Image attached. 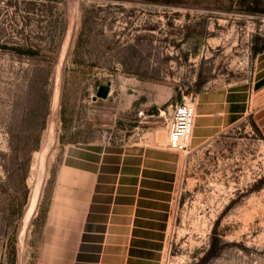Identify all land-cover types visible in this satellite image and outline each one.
Wrapping results in <instances>:
<instances>
[{"label": "rangeland", "instance_id": "374dc122", "mask_svg": "<svg viewBox=\"0 0 264 264\" xmlns=\"http://www.w3.org/2000/svg\"><path fill=\"white\" fill-rule=\"evenodd\" d=\"M216 90L239 121L178 153L162 264H264V0H0L4 263L33 255L69 146Z\"/></svg>", "mask_w": 264, "mask_h": 264}, {"label": "crops", "instance_id": "0c3cea01", "mask_svg": "<svg viewBox=\"0 0 264 264\" xmlns=\"http://www.w3.org/2000/svg\"><path fill=\"white\" fill-rule=\"evenodd\" d=\"M193 104L187 158L235 126L241 111L219 90L199 93ZM143 115L142 122L155 117ZM118 120L104 137L66 149L25 264H162L181 154L166 147L170 123ZM5 249L0 240V264Z\"/></svg>", "mask_w": 264, "mask_h": 264}, {"label": "built area", "instance_id": "2783aa9c", "mask_svg": "<svg viewBox=\"0 0 264 264\" xmlns=\"http://www.w3.org/2000/svg\"><path fill=\"white\" fill-rule=\"evenodd\" d=\"M195 107L191 102H180L172 108L166 147L175 153H186L192 134Z\"/></svg>", "mask_w": 264, "mask_h": 264}, {"label": "water", "instance_id": "95a60500", "mask_svg": "<svg viewBox=\"0 0 264 264\" xmlns=\"http://www.w3.org/2000/svg\"><path fill=\"white\" fill-rule=\"evenodd\" d=\"M108 92H109V87H101V88L98 90L97 95H98L99 97H101V98H106Z\"/></svg>", "mask_w": 264, "mask_h": 264}]
</instances>
